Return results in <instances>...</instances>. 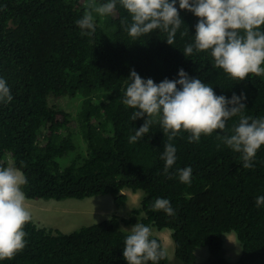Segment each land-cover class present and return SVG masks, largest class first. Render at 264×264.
I'll use <instances>...</instances> for the list:
<instances>
[{"label": "trees", "instance_id": "1", "mask_svg": "<svg viewBox=\"0 0 264 264\" xmlns=\"http://www.w3.org/2000/svg\"><path fill=\"white\" fill-rule=\"evenodd\" d=\"M102 0H0V75L8 81L14 99L0 104V165L20 168L27 178L26 198L84 199L113 194L123 205L133 192L144 191L131 217L109 219L71 233L25 225L26 247L0 264H127L123 258L122 224L140 223L173 231L176 257L197 264L195 250L208 247L209 264H231L222 256L223 234L235 232L242 244L237 264H264V207L255 198L264 195V148L255 168L244 169L214 132L189 143L188 133L173 139L177 161L167 174L160 159L167 137L158 123L136 143H129L144 118L133 121L132 108L122 103V86L130 70L159 83L177 78L182 67L214 87L218 95L245 93L244 114L264 116V73L243 81L212 66L206 52L186 58L181 51L195 34L199 19L180 10L185 22L173 45L166 33L130 37L122 26V8L109 16L95 13L96 32L82 36L75 21ZM130 20V18H129ZM192 59V60H191ZM82 98L75 116L63 105ZM238 122V117L229 121ZM219 131V130H217ZM86 141V156L78 154L67 166L59 160ZM191 166V184L179 181L176 168ZM157 197L168 198L175 215L155 211ZM123 222V223H122ZM159 242L162 240L155 237ZM159 264H170L168 256Z\"/></svg>", "mask_w": 264, "mask_h": 264}, {"label": "clouds", "instance_id": "2", "mask_svg": "<svg viewBox=\"0 0 264 264\" xmlns=\"http://www.w3.org/2000/svg\"><path fill=\"white\" fill-rule=\"evenodd\" d=\"M118 6L127 13L121 23L130 37L159 31L167 34L164 40L169 45H173L178 31L181 37L189 34V28L180 31L185 24L180 10H187L199 19L195 34L181 50L186 58L206 52L214 68L222 69L236 81L264 73V0H102L75 21L80 34L93 37V13L109 16ZM121 92L123 105L133 109L131 119L144 118V123L129 136V143L143 139L156 123L167 137L160 155L165 174L178 159L172 141L183 132L188 133L189 143H198L202 136L215 132L217 139L239 154L244 169L255 168L256 154L264 148V116L244 114L245 93L218 95L213 86L182 67L177 78L166 77L159 83L131 69ZM13 99L8 81L0 75V104H9ZM233 117H238V122L228 127ZM9 159L8 166L0 165V261L12 259L26 247L25 225L32 220L22 187L27 178L13 163L9 166ZM176 175L180 182L191 184L193 169L190 165L176 168ZM255 206L264 207V195L255 198ZM151 207L175 215L168 198H155ZM166 256V249L153 236L150 226L138 222L127 229L123 247L127 264H159Z\"/></svg>", "mask_w": 264, "mask_h": 264}, {"label": "rangeland", "instance_id": "3", "mask_svg": "<svg viewBox=\"0 0 264 264\" xmlns=\"http://www.w3.org/2000/svg\"><path fill=\"white\" fill-rule=\"evenodd\" d=\"M82 98L68 99L64 103V107L74 116L78 111ZM77 149L69 153L66 157L59 160L61 165L67 166L71 159L78 154L86 156L87 148L85 139L78 138L74 141ZM12 160L9 159V166H12ZM128 196L126 202L117 206L115 204V196L113 194H104L91 196L84 199L69 198L64 200H46L37 199L25 200L28 203L26 207L32 215L33 222L38 227H46L60 230L63 233H71L83 226H89L99 223L112 216H117L120 219L131 217L133 210L140 207L141 200L145 193L142 190L133 192L131 189L125 188L122 191ZM134 224L123 223V229H130L133 225L140 222L141 216H133ZM153 230V236L159 237L162 240L163 247L167 251L170 264H184L176 257V247L172 236L173 231L168 228L159 229L155 225H149ZM223 251L222 256L231 264H237L242 254V244L235 232H227L223 234ZM197 256V264H209L212 260V255L208 247H199L195 250Z\"/></svg>", "mask_w": 264, "mask_h": 264}, {"label": "crops", "instance_id": "4", "mask_svg": "<svg viewBox=\"0 0 264 264\" xmlns=\"http://www.w3.org/2000/svg\"><path fill=\"white\" fill-rule=\"evenodd\" d=\"M28 199V198H27ZM32 200V199H31ZM25 205H28V203H25Z\"/></svg>", "mask_w": 264, "mask_h": 264}]
</instances>
